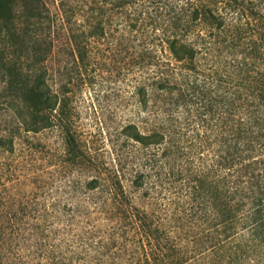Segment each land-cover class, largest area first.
Segmentation results:
<instances>
[{"label":"trees","instance_id":"1","mask_svg":"<svg viewBox=\"0 0 264 264\" xmlns=\"http://www.w3.org/2000/svg\"><path fill=\"white\" fill-rule=\"evenodd\" d=\"M64 1H59L62 7ZM104 1L94 0L95 6L89 7L91 16L95 15L87 29L65 30L81 57L85 39L104 35L102 18L109 9ZM109 1L111 9L123 4L136 8L155 5L163 17L158 21L159 38L169 55L157 62L153 81L137 89L140 107L147 112L143 124L129 122L123 127V134L142 146H157L156 157L148 158L151 167L138 175L134 186H143L152 161L170 153L165 146L171 134L167 122L176 112L175 106L194 103L208 128L210 144L209 163L204 171L194 173L191 186L203 221L202 237L210 242L199 245L198 253H224L225 257L227 253L229 261L240 263L250 256L262 258L264 0ZM127 12L131 15L132 10ZM21 18L32 25L23 68L12 64L0 49V153H13L21 132L49 127L48 112L59 101L47 73V61L60 32L58 21L43 0H0V36L7 30L12 36L11 24ZM129 20L134 31L145 18L133 15ZM203 55L214 61L222 57L232 69L226 75L215 71L208 91L204 85L188 87ZM149 85L163 96L156 117L150 115L153 92ZM106 182L112 205L99 210L102 216L94 223L76 219L71 209L65 219V212L57 209L26 212L1 206L0 264H185L183 254L195 251L175 239L153 210L134 204L115 176L97 175L85 185L92 191L103 190ZM30 216L32 220L27 221ZM55 219L60 225L53 227Z\"/></svg>","mask_w":264,"mask_h":264},{"label":"rangeland","instance_id":"2","mask_svg":"<svg viewBox=\"0 0 264 264\" xmlns=\"http://www.w3.org/2000/svg\"><path fill=\"white\" fill-rule=\"evenodd\" d=\"M59 1L43 0L60 30L47 61L48 81L59 101L48 112L52 120L49 127L21 132L15 138L14 152L0 153V207L10 205L26 212L31 208L57 209L65 214L71 209L76 219L94 223L102 216L98 211L112 205L108 182L102 185L103 190L94 191L85 183L97 175H111L134 204L153 210L175 239L195 251L183 254L185 264H264V256H250L240 263L229 261L227 253L226 257L224 253H198L199 245L210 242L202 237L203 221L191 186L195 183L194 173L204 171L209 163L210 144L208 128L194 103L175 106L176 112L167 122L171 134L165 146L170 153L152 161L154 166L150 175L144 176L143 186H134L138 175L151 167L148 158L156 157L157 146H142L126 137L123 127L129 122L143 124L147 112L140 107L137 89L153 81L157 62L169 59L159 38L158 21L162 22L163 17L155 5L136 8L135 4H123L111 9L110 1H104L109 8L102 18L104 35L85 39L86 50L81 57L65 30L87 29L89 19L95 15L91 16L89 7L95 2L65 0L62 7ZM127 10H132L131 15ZM133 15L145 20L131 31L129 17ZM11 28L12 36L8 30L0 36V49L12 64L23 68L32 25L21 18ZM208 58L203 55L198 59L190 77L193 84L188 87L204 85L208 91L215 71L226 75L232 70L228 60ZM149 87L153 92L150 115L156 117L163 96L153 85ZM56 223L55 219L53 227L60 225Z\"/></svg>","mask_w":264,"mask_h":264}]
</instances>
